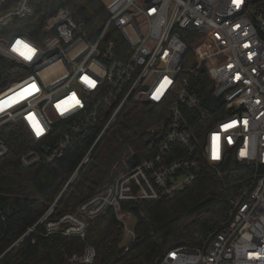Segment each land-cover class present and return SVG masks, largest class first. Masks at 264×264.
<instances>
[{
  "label": "built area",
  "instance_id": "built-area-1",
  "mask_svg": "<svg viewBox=\"0 0 264 264\" xmlns=\"http://www.w3.org/2000/svg\"><path fill=\"white\" fill-rule=\"evenodd\" d=\"M102 2L108 19L98 35H89L61 0L44 22L43 37L35 39L26 33L38 18L34 0H0V56L16 65L14 74L28 71L5 89L0 82V127L17 124L33 141L18 154L20 165L84 149L61 194L15 244L40 228L47 238L84 241L67 259L92 264L96 250L86 233L111 211L122 222L119 247L127 252L136 233L126 227L124 215L131 211L124 203L171 198L199 177L203 164L218 174L235 159L252 173L226 199L219 227L200 246L171 248L159 264H264V0H241L238 7L233 0ZM188 29L201 33L193 36L198 41L189 59L182 36ZM17 41L32 50L31 59L19 54L27 52ZM201 70L212 83L206 96L191 83ZM133 108L149 122L133 139L143 138L140 146L127 144L114 179L55 215L68 184ZM8 153L0 137V158Z\"/></svg>",
  "mask_w": 264,
  "mask_h": 264
},
{
  "label": "trees",
  "instance_id": "trees-1",
  "mask_svg": "<svg viewBox=\"0 0 264 264\" xmlns=\"http://www.w3.org/2000/svg\"><path fill=\"white\" fill-rule=\"evenodd\" d=\"M62 1L76 20L84 22L89 35H98L108 19L102 0ZM34 2L38 18L26 28V33L40 39L45 34L46 18L61 0ZM114 35L119 39V34L114 32ZM194 35L197 38L201 33L195 34L191 29L182 31L191 49L188 59L194 56L198 41ZM15 66L11 60L0 56L1 84L20 75L11 71ZM191 83L202 96L208 94L212 85L203 70ZM135 110L130 109L120 117L104 136L92 158L81 167L57 201L55 215L64 213L109 183L119 173L117 169L122 167V159L129 154L127 144L140 146L143 138L133 139L144 128ZM0 137L9 145V153L0 158V264H70L67 255L83 250L81 239L60 235L47 238L40 234L39 228L20 243L15 242L61 194L83 157V147L66 151L56 161L24 168L18 154L33 145V141L17 124L1 126ZM251 173V167L235 159H230L218 174L203 164L199 177L171 198L124 203V208L136 217V241L124 253L119 247L123 239L122 222L111 211L100 216L85 236L96 250L92 264H159L171 248L200 246L206 235L219 227L229 208L226 199L241 188L243 179Z\"/></svg>",
  "mask_w": 264,
  "mask_h": 264
},
{
  "label": "snow or ice",
  "instance_id": "snow-or-ice-1",
  "mask_svg": "<svg viewBox=\"0 0 264 264\" xmlns=\"http://www.w3.org/2000/svg\"><path fill=\"white\" fill-rule=\"evenodd\" d=\"M233 2H234V4H236V6L238 7L239 4H240V2H241V0H233ZM17 45H19L20 48H24V49H26V52H27V54H25V52H20L19 54L22 55V56H24V58H25L26 60H27V59H31L32 50H31L30 48H28L26 45H22L19 41H17ZM13 51H19V49H18L17 47H14V48H13ZM85 80H86V82L88 83V85H89L90 87L93 86V84H92L91 81H88L87 78H85ZM157 91H158V93H159L161 90L158 89ZM153 98H154V99L158 98V95H157V96H154ZM72 99L75 100L74 97H73ZM77 103H78V102H77ZM57 107H58V109L60 108L59 105H58ZM0 110H2V108H0ZM67 110H68V108L65 107V108L62 109V112H63V111H67ZM33 127H34V130L36 131V134H37V135H40L42 130L39 128V125L33 123ZM227 127H228V126H226V128H227ZM226 128H225V130H226ZM215 139H216V138H214V140H215ZM216 158H217V153H216V150H215V147H214V151H213V159H216Z\"/></svg>",
  "mask_w": 264,
  "mask_h": 264
},
{
  "label": "rangeland",
  "instance_id": "rangeland-1",
  "mask_svg": "<svg viewBox=\"0 0 264 264\" xmlns=\"http://www.w3.org/2000/svg\"><path fill=\"white\" fill-rule=\"evenodd\" d=\"M28 71H23L20 73V75L18 76V78H21V77H24L25 75H27ZM10 83H7V84H4L1 88L5 89L6 87H8ZM141 121V126L143 128H145L146 126H148L149 122H147L146 120L142 119L140 120ZM117 171H119L117 169ZM118 174V173H117ZM117 174L115 176H117ZM115 178V177H114ZM113 178V179H114ZM247 178L243 179V182L244 180H246ZM71 208V207H69ZM124 221L126 222V227L128 229H131V230H134V227H135V224H136V217L131 213V212H125V215H124ZM121 243V242H120Z\"/></svg>",
  "mask_w": 264,
  "mask_h": 264
},
{
  "label": "water",
  "instance_id": "water-1",
  "mask_svg": "<svg viewBox=\"0 0 264 264\" xmlns=\"http://www.w3.org/2000/svg\"><path fill=\"white\" fill-rule=\"evenodd\" d=\"M227 164V162H224V164L222 165V167H224Z\"/></svg>",
  "mask_w": 264,
  "mask_h": 264
}]
</instances>
